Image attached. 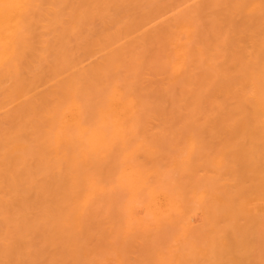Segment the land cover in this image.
<instances>
[{
  "label": "bare ground",
  "instance_id": "bare-ground-1",
  "mask_svg": "<svg viewBox=\"0 0 264 264\" xmlns=\"http://www.w3.org/2000/svg\"><path fill=\"white\" fill-rule=\"evenodd\" d=\"M151 129L154 132L157 129L156 132L158 133L156 134L155 132L156 138H154L155 136ZM186 129L189 132V134L187 132L189 139H187L185 133ZM203 129L209 130L207 132H210L211 135L210 133L206 134V130ZM240 129H244L241 131L242 134ZM146 130H149L150 132H147L151 134L147 133ZM159 130H163V132ZM200 130H203L207 137L209 135V137H212V130L217 132V134L214 132L216 135L222 131V135L221 133L219 135L222 140L215 139L214 136L216 135H214L216 142L209 145L211 140L208 137L210 141H207V143L209 142L208 145L210 147L207 145L203 148L205 145L201 147L200 143L202 144L206 141L200 142V139H202L200 136L202 134L205 136V134ZM234 130L240 133L236 134ZM191 132H193V135ZM180 133L181 135L185 133V137L179 138ZM195 133L197 135H199L198 133L201 134L198 136V138L200 137L199 143L198 139H195L197 138V135H194ZM150 135L156 140L161 137L160 141L163 140V144H159L158 140L156 142L160 146H157V143L151 137L152 141H149ZM165 135L168 138L170 136L173 141H171L172 144ZM173 135L174 137L171 138ZM227 135L228 137H231V135L232 137H237L239 135V139L241 137L243 140H246L247 137L245 136H250V140L261 142V148L264 152V0H0V264H106V259L109 258L108 253L110 254V252H103V247H107V245L103 246L106 244L103 240V228L107 229L108 227H105V222L103 223V209L107 206L105 210L114 211L110 210L112 207L107 204L104 205V201L110 199L106 196V193L111 191L108 188L109 181L110 185L113 184L111 185L113 190L110 193L114 197L111 199L113 204H118V201L121 200L125 201L123 200L124 198H117V195L121 194L120 196H123V187H128V190L124 191H130L131 193H129L132 195L133 200L139 202L137 203L138 205L141 203L142 206L146 207V213H142L143 216H140V212L135 211L137 209L134 211L139 217L133 214V220L141 224L140 227L143 226L141 229L145 231L144 229L148 230L153 223L152 227L156 226L155 229L164 226L167 213L163 216L165 221L161 215L164 224H162L163 222H158L159 224L156 222L155 225L154 221H157L158 217H160L159 215L162 213L160 210L163 211V208H165L164 211L167 212L165 206L169 208L174 206L172 203L171 207L166 205L168 203L166 201L174 198L175 201H179L181 204L184 203V205L193 203L197 196L194 190L197 189L199 183H202L201 179L206 176V179L210 178V181L215 176L212 179L213 181L211 180L210 182L218 183L215 186L216 190H214L217 192L218 198L221 201L223 200L221 204L224 207L217 210L216 207L218 208V206H216L214 211H217L216 213H218L217 215L220 218L219 214L221 213L219 211L226 207V211L222 210L223 219L226 220L229 216H227L229 212L228 206H232L234 203L232 202L233 199L237 200L238 198V196L233 198L235 196L234 191L235 193L237 192L233 187L237 184L238 187L244 190L238 189L242 194L248 190L250 191L247 192L248 194L246 193L247 196L250 194L252 196L255 193L256 195L260 193V196H262L264 192L261 190V194V191L256 190L258 186H255L258 183H253L258 179V181L263 183V168H261V171L258 170L257 166H254L257 171H260L257 172L254 169L252 171L251 168L253 166L248 165L250 171L247 168L248 166L245 167L242 161L249 174L247 169H240V171L238 170L239 166H237L239 161L236 163L237 165L233 163V160L236 162L238 160L237 158L234 159V157L231 161L234 165L230 163V166L232 169L236 165L238 171L234 168V170L230 169V166L227 165L229 164L227 158L217 162L223 163V167H227V169L224 167V170H229L228 172L232 177L234 176L233 179L235 181L238 177L241 180L238 179V182L232 180L235 185L230 182L226 185L223 181L224 179H218L223 177L219 173L220 170L218 172L215 169L222 165H218L219 167L216 166L215 168V165L211 166L213 163H210V159L215 162L217 158L215 157V159L213 154L218 152L221 154L222 151L220 149L224 152L225 146L229 142V147H232V149L227 146L225 151L229 152L232 150L230 152L232 153L231 156H233V147L239 141L235 137L237 140L233 141L235 142L234 144L230 138L227 139ZM191 138L197 144L189 142L193 140ZM120 139L123 140L121 141ZM126 139L127 143L125 142L124 144L123 141H126ZM146 139L154 144L147 143ZM128 140L134 142L135 146L134 143L129 144ZM140 140L143 144L141 148L144 149L141 150L142 153L138 152V154L140 153L139 155L143 156L144 160H142L141 156H137L138 154L136 155V151L134 153L136 158L132 155L131 147L134 146L136 148L140 144L138 142ZM183 140V147L181 143L179 144H181V149L186 155L179 149L180 145H178V141L181 142ZM243 140L239 142L245 143V148H243L244 145L237 146L238 143L236 145L237 148L234 149L235 156L239 159L242 158L245 162L247 160L245 164L253 160L254 165H257L255 161L257 160L260 163L264 157L260 161V158L256 157L255 154L252 156V153H250V157L248 154L252 147L251 144L256 143L251 140L248 146L246 145L247 142H242ZM117 141L130 151L126 152L121 149L118 150L120 153H117L112 150L114 143L118 144ZM175 141L176 143H174ZM187 141L189 145L194 143L196 146L193 145L192 148V146L185 145ZM164 143H167L166 146ZM168 143L171 144V147L175 146H173V143L179 146H177V150L180 151H176L178 153L176 154L180 155L178 160H182L180 161L181 163L177 160L179 164H176V162H173V165L171 164L178 157L176 158V155L171 156L173 153L171 152V147L167 148ZM147 145L154 148L160 147L158 148L160 151L151 150L153 148L150 149ZM212 146L213 148L219 146L220 149L218 147V151L215 150L214 153H211L208 150L206 153V148H211ZM164 147L169 150L163 151L161 148ZM199 147L201 148L199 149ZM249 147L250 150L248 149ZM253 147L255 148V146ZM114 148L116 149V147ZM145 148H148L150 153ZM174 148L172 149L173 152L176 150ZM184 148L186 149L184 150ZM187 148L190 150L188 156ZM239 148L248 149L249 151L247 150L246 154L244 150L245 153ZM258 148L255 149L258 150ZM197 149L202 150L201 155L204 153L203 155L206 156V163L203 161L197 162L198 159L195 155L198 153ZM237 149L243 152H241L242 154L240 153L242 157ZM192 151L194 156L191 153ZM143 152L152 155L147 156ZM169 152L172 154H169ZM256 152L254 151V153ZM127 153H129V156H127ZM181 155L183 158H181ZM244 155L248 158L246 159ZM133 156L135 161L141 157L139 159L140 162H137L139 164L134 163ZM192 157L196 158V160L194 159L196 162L194 163L192 160L193 163H190H197L192 171L196 170L195 168L197 167H202L200 171H206L207 173L204 172L205 175L198 172L195 176L193 173L188 172L186 163ZM208 157L210 158L209 163ZM252 157L257 159L250 161ZM187 158L190 160H187ZM105 159H107V162ZM131 162L135 165H132L133 163ZM217 162L215 164H218ZM262 162L264 163V160ZM174 163L180 166L177 167ZM201 163L202 165H200ZM181 164H185L186 172L192 175H189L186 179L188 180L189 178L190 180L188 181L190 183L196 180L195 185L190 187L189 183L182 177L181 172H179L180 174L177 172L178 175H176V170L182 169ZM206 164H211L208 166L210 167L208 170H206ZM167 165L169 166L167 167ZM170 166L176 168L174 173L169 170H173ZM184 167L182 171H185ZM210 169L216 174H211L212 171ZM230 170L234 171V173H231ZM112 172L114 175H112ZM237 172L240 176H238ZM250 172H253L252 175L259 178L257 180H255V177L252 178V175L249 176ZM243 177L246 179L250 177L249 182L247 180V182L242 184ZM110 178L114 180L111 181L112 179L110 180ZM120 179L128 183L120 190L123 194L118 190L120 183L117 184L115 182V180L121 182ZM197 179H199L198 185ZM261 182L259 183L262 184ZM121 183L124 184L123 181ZM222 184L226 185V188ZM199 186L198 188L202 187L204 189L201 188L199 191L208 189V187L205 188L206 186L203 187L204 183ZM193 187L196 189L193 190ZM199 191L197 190V192ZM205 192V197L199 198L202 203L203 199H206L204 201H207V203L202 204L198 201L199 207L202 204L200 210L203 209L205 204H210L214 196V193H212L213 196L211 195V198L207 199L209 195L207 192L209 193V191ZM129 193L127 192V194ZM199 193H197L198 196L200 195ZM247 196H245V199L241 197V200L252 203L250 199L247 200ZM161 197L166 200L165 205L161 203L164 207L160 206V204L157 206L158 202H164L161 201ZM115 198L116 200H114ZM209 199L211 200L209 201ZM258 199L264 200V196ZM133 200L129 199L131 203L128 206L126 201L123 202L126 205H123V203L118 205L129 207L135 204ZM190 200L192 202H188ZM238 201L240 199L236 202L239 203ZM106 202L109 203V201ZM197 204L195 203L196 207H198ZM212 204H214L213 206L216 205L215 202ZM217 204L220 205L219 202ZM258 204L260 205V203ZM211 205H207L206 207L209 209L207 208V210L203 211L212 212L213 208H210ZM257 205L256 210L258 211L260 207H257ZM159 206L162 209L158 208ZM133 208H136V206ZM126 209L129 210L128 208ZM130 209L132 208L130 207ZM210 209L212 211H208ZM247 209L252 210L253 207L249 206ZM235 210L238 211V209ZM261 210L264 212L262 207ZM243 211L246 210L244 209ZM243 211V215L246 214ZM262 211L258 212H260L261 216H264ZM254 212L253 216L255 215L258 221H255V216L253 217L255 222L251 220V216H248L247 219L250 218L249 220L253 223H259L260 226L253 225L258 227V230L261 228L260 232L263 233L264 227L262 225L264 223L261 221L264 218L260 216L261 220L259 214L256 211ZM172 213L174 214V211ZM112 215L110 213V216ZM116 215L111 218L115 220L116 224L117 220H120L118 223L124 225L123 218L120 219L118 217V212ZM171 215H168V217H171ZM130 217L132 216L130 215ZM219 218L217 220L220 222ZM234 218L238 220L237 216ZM234 218L232 219L234 220ZM168 220L171 222L170 219ZM124 222H126L125 218ZM135 222L133 223L135 224ZM113 223L112 221L108 223V225L111 224V230L110 227L108 230H117L114 229ZM191 223L193 222L185 219L182 225L185 228H190L192 227ZM202 224L200 225L202 228L205 226L212 231L211 227L206 226L204 223ZM208 224L210 226L212 223ZM149 225L151 226L148 228ZM246 225L248 224L246 223ZM227 226L226 228L231 229L232 233H228L233 234V241L227 235L226 237L221 236V233L225 235V228L216 229L215 234L209 239L201 235L203 239H206L204 240L205 242H202L204 244V247L201 245L202 250L208 252L209 254H207L217 264H223L221 262L227 261H229V264H233L228 256H237V253H239L240 256H237V258L241 257L242 253L245 254L250 248L248 246L251 240L248 239L250 240H247L248 244L245 242L248 245L247 249L245 246L240 251L241 248L237 245L243 237L237 240V234L240 235L242 230L238 228L240 231L235 233L236 226L234 227L235 230L230 228L232 225L230 227L229 225ZM239 226L242 227L241 225ZM245 226L243 225L244 228H246ZM137 227L139 226L137 225ZM171 227L173 226L171 225ZM214 227L219 226L217 224ZM185 228H182V230ZM244 228L241 235L250 234L249 232L246 233L245 231L247 230L245 229L244 231ZM221 229L225 233L221 232ZM179 230L181 229H178V232H180ZM123 231L120 230V233ZM126 231L124 233H127ZM135 231L140 233L139 230L135 229ZM200 231L204 232L205 235L206 231L203 229H200ZM130 232L132 230H129ZM147 232V234L150 233V231ZM244 232L245 234H243ZM129 233L126 235L129 236ZM143 233L144 235L142 233L134 234V232L130 234L136 235V238H139V236L142 238L146 232ZM153 235H151L152 238ZM178 235L181 236V234ZM194 235L197 238L198 234L197 236L196 234ZM107 236L111 239L113 238L111 233H107ZM253 236L251 238H256L255 235ZM116 238H119V236ZM222 238H228L235 243L230 247L232 244L230 242L227 243V239L224 243ZM114 240H112L114 243L117 241L119 244L128 241L127 239L123 242L121 238H119L120 241L115 238ZM189 240L188 243H186L187 241L183 243L188 245L191 253L195 252L197 247L199 248L200 241L198 242L196 239L195 241L192 238ZM243 240L246 241L245 239ZM256 240L258 242L259 238ZM168 241L172 246L177 244V242L172 244L170 240ZM244 241L242 242L244 243ZM111 242L109 240L107 244L109 245ZM162 242L156 243L155 240V243L154 241L150 242L149 245L147 243L149 253L151 255L154 253L155 256L147 257V251L143 252V256L146 254V256L141 257L143 264L146 263L144 262L146 257L150 263L155 257L157 264H179L177 263L178 261L171 262L172 256L175 258L178 253L177 255L182 258L185 255L182 252H178L176 246L175 248L174 246L169 247V245L164 248V245H160ZM226 243L231 245L228 247V245H225ZM143 244L145 243L143 242ZM197 244L199 245L197 246ZM258 244L260 247H264L263 243L258 242ZM253 245L256 246V244H252L250 249L258 250L257 247H254V249ZM109 247L106 249H109ZM113 247L115 250V246ZM113 247L111 248L112 250ZM124 247L127 250L129 249L124 244H122V248L121 245L116 246V248L123 249L126 252ZM131 248L133 249L132 246ZM184 249L186 251V248ZM115 251L117 252H115L116 254L114 253L112 259L117 264L118 260L114 257L118 259L119 257L116 255L118 253L119 256L120 253L118 250ZM106 252L108 253L106 254ZM164 252H166V258L163 257ZM103 254L108 257L104 256L103 258ZM248 254L247 256H249ZM263 254L262 252L260 255L263 256ZM255 255L253 254L254 257ZM120 256H124V254ZM261 257L259 256L258 258L260 261L263 260L261 261V264H263L264 259L263 257L261 259ZM150 258L153 259L150 260ZM212 258L210 259L212 260ZM127 259L129 260V258ZM247 259L245 260L248 261L249 259ZM123 260L126 261V258ZM145 260L147 261V259ZM191 260L195 264V260ZM235 260L233 261L235 262ZM252 261L249 264H252ZM240 262L242 260L238 261V263ZM197 264H199V261H197Z\"/></svg>",
  "mask_w": 264,
  "mask_h": 264
},
{
  "label": "rangeland",
  "instance_id": "rangeland-1",
  "mask_svg": "<svg viewBox=\"0 0 264 264\" xmlns=\"http://www.w3.org/2000/svg\"><path fill=\"white\" fill-rule=\"evenodd\" d=\"M198 129H200V128H198ZM151 130H152V129H151ZM163 130H164V129H163ZM163 130H162V131L159 130V131H160V132H163ZM169 130H170V129H169ZM171 130H172V129H171ZM173 130H174V129H173ZM184 130H185V129H184ZM186 130H187V129H186ZM192 130H193V129H192ZM203 130H206V129H203ZM203 130H200V131H202V133H204ZM238 130H239V129H238ZM242 130H244V129H240V132H241ZM245 130L248 132L247 129H245ZM147 131H149V130H146V132H147ZM156 131H157V129L155 130V132H156ZM164 131H166V130H164ZM175 131H176V130H175ZM179 131H180V130H179ZM179 131H177V132H179ZM189 131H191V129H189ZM193 131H195V130H193ZM198 131H199V130H198ZM207 131H209V130H206V131H205L206 134H209L210 132H207ZM210 131H211V129H210ZM216 131H218V130L216 129ZM216 131H215V130H214V131L212 130V132H213L212 137H209V136L211 135V133H210V135L208 136L209 139H210L211 141H212V138H213V141H214L215 139L222 140V139H220V137H219L220 133H221V135H222V131L219 130L220 132H219L218 135H216V134H217ZM225 131H227V130H225ZM234 131H235V130H234ZM246 131H245V132L243 131V132H244V133H247ZM146 132H145V133H146ZM149 132H150V131H149ZM149 132H147V133H149ZM155 132L152 130V133L154 134V136H155ZM187 132H188V130L185 132V133H186V136L189 134V132H188V134H187ZM196 132H197V131H196ZM214 132H216V134H214ZM235 132H236V131H235ZM240 132H236V134H238V133H240ZM145 133H144V134H145ZM157 133H158V132H156V134H157ZM164 133H165V132H164ZM164 133H162V134H164ZM172 133H174V132H172ZM175 133H176V132H175ZM185 133H184V135H181V133H180L179 138L182 137V136L185 137ZM191 133H192V135H193V132H191ZM191 133H190V135H191ZM200 133H201V132H200ZM200 133H198L199 135H197L196 133L194 134L195 136L197 135V138H195V139H196V140L198 139V143H199V138H200V137L202 138V139H200V142L203 141V140H205L206 142H204V141H203V142L206 143V144H204V143L201 144V143H200L201 147H202V145H203V146L205 145V146L203 147V148H205V147L208 145V143H209V142L207 143V141H210V140H208V137L206 136L205 133H204V134H205L206 137H205L202 133H201L202 136H200V135H201ZM149 134H151V133H149ZM149 134H147V135H149ZM166 134H167V132H166ZM169 134H170V133H169ZM177 134H179V133H177ZM182 134H183V133H182ZM241 134H242V132H241ZM159 135H160V134H159ZM174 135H175V134H174ZM174 135H173L171 138H173ZM214 135L218 136V138H216V136H214ZM151 136H152V135H150L149 138H150ZM156 136H157V135H156ZM156 136H155L154 138H156ZM160 136H161V135H160ZM160 136H159V137H160ZM165 136H166V135H165ZM176 136H177V135H176ZM198 136H200V137L198 138ZM213 136L215 137V139H214ZM139 137H141V136H139ZM161 137H162V136H161ZM161 137H160V139H161ZM166 137H167V136H166ZM190 137H192V136H190ZM226 137H228V135H227ZM235 137H236V136H235ZM235 137H234V136L232 137V135H231V137H228L227 139L230 138L232 142L235 141L236 138L239 139V135H238L236 138H235ZM245 137H247V138H246L247 141L241 139V137H240L239 141L243 140L242 142H244V141L247 142L246 145H248V143H249V145H250V141H251L252 139L250 140V138H249L250 136H245ZM253 137H255V136H253ZM129 138H130V137H129ZM129 138H128V139H129ZM137 138H138V137H137ZM141 138H142V137H141ZM141 138H139V139H141ZM143 138H144V137H143ZM145 138H146V134H145ZM149 138H148V139H149ZM151 138H153V137H151ZM151 138H150L149 141H152ZM154 138H153V140H155V143H157V146H160L159 144H163V142H162L163 140L160 141V139H158L159 142H160V143L158 144V142H156V141H158V140H156V139H154ZM177 138H178V136H177ZM204 138H205V139H204ZM206 138H207V139H206ZM221 138H222V136H221ZM223 138H224V137H223ZM124 139H125V138H124ZM164 139H165V137H164ZM167 139L170 140V142L172 141V140L170 139V136H169V138L167 137ZM167 139H166V140H167ZM181 139H183V138H181ZM181 139H179V140H181ZM187 139H189L188 136H187ZM191 139H193V138H191ZM225 139H226V138H225ZM244 139H245V138H244ZM248 139H249V140H248ZM256 139H257V138H256ZM117 140H118V139H117ZM120 140H121V139H120ZM120 140H119V142H120ZM122 140H123V139H122ZM122 140H121V141H122ZM129 140H130V139H129ZM129 140H128L129 144H130V143H131V144L134 143V142L129 141ZM134 140H135V139H134ZM141 140H142V139H141ZM141 140L138 141V142L140 143L139 145L136 144V145H137L136 148L134 147V146H135V143H134V146L131 147L132 152H133L132 155H134L135 151H136V155L138 154V152H141V153H142L141 150H143L144 148H143V149L141 148V147L143 146ZM166 140H164V141H166ZM174 140H175V139H174ZM184 140H186V139H184ZM184 140L181 141V142L178 141V145H180V148H179V149H181V148L183 147ZM236 140H237V139H236ZM149 141L146 139V142H147V143H151V144L153 143V142H149ZM188 141H189V140H188ZM188 141L186 142L187 144H185V145H189ZM211 141H210V144H209V145H211V144H215V142H216V140L214 141V143H213V141H212V143H211ZM223 141H224V140H223ZM223 141H222V142H223ZM239 141H237V144H238V143H239V144H238V145L236 144V145H237V146H240V145L242 146V145H244L243 148H245V143H241V142H239ZM252 141H253V140H252ZM255 141H256V140H255ZM255 141H253V142L256 143V144H253V145L251 144L252 147L250 146V147H251V150H252V148H254L253 146H255V148H258V147H260V148H258V150L254 148L255 150L253 149V150H252L253 152H252V151L250 150V147H249L248 149H249L250 151L247 149V150L249 151V154H248V155L250 156V155H251L250 153H252V156L255 154L256 157L260 158V159H259V161H260V160L264 157V152H263V149L261 148V147H262L261 142H259V143H260V144H259L257 141H256V142H255ZM258 141H259V140H258ZM117 142H118V141H117ZM119 142H118V144H115L116 142L114 143L113 147H116V149H115V148L113 149V147H112V150L116 151L117 153H120L118 150H121V149H124L126 152H129V151H130L126 146H122L123 144H122V143H119ZM123 142H124V144H125V142L127 143V139H126V141H123ZM138 142H137V143H138ZM143 142H144V141H143ZM146 142H145V143H146ZM167 142H168V141H167ZM172 142H173V141H172ZM172 142H171V144H172ZM189 142H195V141H194V139H193V140H191V141H189ZM217 142H218V141H217ZM219 142H220V141H219ZM224 142H225V141H224ZM174 143H176V141H175ZM174 143H173V146L175 145L174 147H177L178 145H176V144H174ZM179 143L182 144V147H181V144H179ZM195 143L197 144V142H195ZM227 143H228V142H227ZM227 143H225V144H227ZM233 143L235 144V142H233ZM141 144H142V145H141ZM153 144H154V143H153ZM164 144H165V143H164ZM166 144H167V143H166ZM166 144H165V146H166ZM168 144H169V143H168ZM171 144H169L167 148L171 147V146H170ZM185 145H184V147H185ZM193 145H195V144L192 143V144H190L189 146H192V148H193ZM209 145H208V146H209ZM219 145H220V144H219ZM223 145H224V144H223ZM231 145H232V144H231ZM236 145H235V146L233 145V146H234V147H233L234 149L237 148ZM249 145H248V146H249ZM256 145H257L258 147H257ZM152 146H153V145H152ZM155 146H156V144H155ZM161 146H162V145H161ZM195 146H196V145H195ZM195 146H194V147H195ZM227 146H228V148H230V147H229V146H230V142H229V144H228ZM227 146H225V147L227 148ZM128 147H129V145H128ZM147 147H149V145H147ZM174 147H171V148H170V149H171V152L173 153V155H171V156H175V155H176V158H177V157H178V158L175 159V160L173 159L174 161L170 160V161H172V163H171L172 165H173V162H176V164H177L178 161H179L178 159L180 158V155H179V156L177 155V154H178L177 152L180 151V150H177L179 146H178L177 148H174ZM186 147H187V146H186ZM197 147H198V146H197ZM201 147H199V149H200ZM209 147H210V146H209ZM209 147L206 148V153L208 152V150H209V152L214 153L215 150H217V148H218L219 146L216 147V148H213V146H212L211 148H209ZM214 147H215V145H214ZM220 147H221V145H220ZM220 147H219V149H220ZM117 148H118V149H117ZM149 148H150V149L153 148V149H151V150H154V149L158 150V148H160V147H155V148H154V147H149ZM167 148L164 147V148H161V149H163V151L169 150V149H167ZM173 148H174V150L176 149L175 152H173V150H172ZM188 148H191V147H188ZM188 148H187V149H188ZM192 148H191V150H193ZM221 148H222V147H221ZM223 148H224V146H223ZM226 148H225V149H226ZM241 148H242V147H241ZM246 148H247V147H246ZM138 149H139V150H138ZM145 149H146V148H145ZM164 149H165V150H164ZM185 149H186V148H184V150H185ZM199 149H197L198 153L195 154V155H196V158L198 159L197 162L199 163V162L203 161V162L206 163V162H207V160H205L206 156L203 155V154H204V153H203L202 155L205 156V157L203 158V156L201 155V151H202V150H199ZM225 149H224V152H223L222 149H220V151H222L221 154H220L219 152H218L219 154H218V153H214V154H213V155H214V158H215V157L217 158V160H215V162H213L214 160H212V159H210V158L208 157V163H209V159H210V163H213L212 165H211V164H209V165H211V166L215 165V168H216V166H218V165L221 166V165L223 164V163H218V162H217L218 160H222V159H224V158H227L228 161H227V159H225V160L229 163V164L226 163V164L229 165V166H230L231 164H233V163L236 164V163H238V161H239L238 165L236 164L237 166L240 167V168L238 167V170H240V169H244V170H246L247 168L249 169V166H251V167L253 166V168L250 167V168L252 169V171H253V169H254L255 171H257V168L255 169V167H254V166H257V167H258V170H261V168H263L262 170L264 171V163L262 162L264 159L259 163V162H257V160H256L257 158H256V157H255L256 159H254V157H252V158L250 159V161H251L252 159H254V161L256 160L255 163H257V165H254L253 160H252L250 163L245 164V163L247 162V160H246V162H245L244 160H242V158L239 159L238 157H236V156H235L236 154H235V152H234V151H235L234 149H233V153H234L233 156H231L232 153L230 152V151H232V150H230V151L228 150L229 152H227V150L225 151ZM230 149H232V147H231ZM239 149H240V148H239ZM146 150H148V148H147ZM156 150H154V151H156ZM182 150H183V149H181V151H182ZM194 150H195V149H194ZM237 150H238V149H237ZM240 150H242V151L244 150L245 152L247 151V150H245V149H240ZM259 150H260V151H259ZM261 150H262V151H261ZM125 151H124V152H125ZM148 151H149V153H150V150H148ZM159 151H160V150H158V152H159ZM176 151H177V152H176ZM187 151H188V152H187V156H188L190 150L188 149ZM197 151H196V152H197ZM199 151H200V153H199ZM217 151H218V150H217ZM238 151H239V150H238ZM238 151H237V152H238ZM242 151H241V152H242ZM244 151H243V152H244ZM254 151H257V152L254 153ZM121 152H122V151H121ZM132 152H131V153H132ZM146 152H147V151H146ZM151 152H152V151H151ZM182 152H184V151H182ZM196 152H195V153H196ZM204 152H205V151H204ZM237 152H236V153H237ZM241 152L239 151L238 153L240 154ZM243 152H242V153H243ZM245 152H244V153H245ZM144 153H145V152H143V154H144ZM149 153H148V154L145 153V154H146L147 156H151L152 154L149 155ZM160 153H161V152H160ZM166 153H167V152H166ZM172 153L169 152V154H172ZM176 153H177V154H176ZM191 153H192V155L194 156V154H193L194 152L192 151ZM191 153H190V154H191ZM222 153H223V155H222ZM238 153H237V156H238ZM242 153H241V154H242ZM128 154H129V153H127V156H129ZM139 154H140V153H139ZM139 154H138L137 156H141V155H139ZM184 154L186 155L185 152H184ZM241 154H240V156L242 157ZM246 154H247V152H246ZM130 155H131V154H130ZM165 155H166V154H165ZM185 155H184V156H185ZM208 155H209V153H208ZM208 155H207V156H208ZM213 155H212V156H213ZM219 155H220V156H219ZM248 155H247V156H248ZM134 156H135V155H134ZM134 156L132 157L133 160L136 158V156H135V158H134ZM166 156H167V155H166ZM171 156H170V157H171ZM181 156H182V155H181ZM187 156H186V157H187ZM244 156H245V155H244ZM107 157H108V156H107ZM141 157L143 158L142 160H144V157H143V156H141ZM141 157H140V158H141ZM186 157H185V158H186ZM233 157H234V159H235V158L238 159V160L236 159L237 162L234 161V160H233V163L231 162L232 159H233ZM245 157H246V156H245ZM245 157H243V158H245ZM250 157H251V156H250ZM129 158H130V157H129ZM140 158H139V159H140ZM181 158H183V156H182ZM189 158H190V157H189ZM189 158H187V160H190ZM192 158H193V157H192ZM192 158H191L190 161H188V163H186V165H188V166H187V168H188V172H189V173H193L195 176L198 174V172H199V173H204V172H206V171H204V170H203V172L200 171L202 167H201V168H199V167L195 168V169L197 170V172H195L196 170L192 171L193 168H194V165L197 164V163H196V164H192V163H193L192 160H193V161H194V159L196 160V158H193V159H192ZM211 158H212V157H211ZM216 158H215V159H216ZM247 158H248V157H246V159H247ZM139 159H137L136 161L134 160V161H135L134 163L139 164V163H137V162L139 161ZM229 159H231V160H229ZM177 160H178V161H177ZM187 160L185 161V159H184L185 162H187ZM211 160H212V162H211ZM105 161L107 162V159H105ZM131 161H132V160H131ZM180 161H182V160H180ZM180 161H179V162H180ZM184 161H183V163H184ZM242 161H243L245 167L248 166V165H249V166H248L247 168H245L244 165L242 164ZM248 161H249V160H248ZM139 162H140V161H139ZM142 162L144 163V161H142ZM142 162H141V163H142ZM168 162H169V161H168ZM168 162H167V164H168ZM190 162H192V163H190ZM195 162H196V161H194V163H195ZM216 162H217L218 164H215ZM219 162H222V161H219ZM252 162H253V163H252ZM131 163H133V162H131ZM131 163H130V164H131ZM134 163H133L132 165H135ZM143 163H142V164H143ZM145 163H146V162H145ZM180 163H181V162H180ZM183 163H182V164H183ZM208 163H207V164H208ZM230 163H231V164H230ZM240 163H241V164H240ZM174 164H175V163H174ZM176 164H175V166H177V167L180 166V165L178 166V165H176ZM178 164H179V163H178ZM182 164H181V168L183 169V167L185 166V167H184V170H185V171H182V169H179V168H178L180 171H179V170H178V171L176 170V173H177V172H178V173L181 172L182 177L185 179V181H186L187 183H189L188 185L191 187V186H193V185L196 184V182H195L196 180L193 181L192 183H190V182L188 181V180H190V179H189V178H188V180L186 179V177H189V175H191V174H188V172H186V170H187L186 165H185V164L182 165ZM191 164H192V166H191ZM207 164H206V165H207ZM234 164H233V165H234ZM252 164H253V165H252ZM148 165H149V164H148ZM189 165H190V167H189ZM198 165H199V164H198ZM200 165H202V163H201ZM209 165H207V167H208ZM224 165H225V163H224ZM236 165H235V167H236ZM241 165H242V168H241ZM259 165H260V167H259ZM168 166H169V165H167V167H168ZM219 166H218V167H219ZM207 167H206V170H208V169L210 168V167H208V168H207ZM222 167H223V165H222L221 167H219L220 169H219V168H218V169H217V168L215 169V170H218V172H219V170H220L219 173H221L220 175H222V177H223V178L219 177L218 179H220V180H223V179H224L223 181H224V183H225L226 185H227V183H229V182H230V183H233V184L235 185V183L233 182V181H235V180L233 179L234 176L232 177V175H230V173L228 172L229 170H227V171L224 170V169H225L224 167H226V166H224L223 168H222ZM235 167H233V168H234L236 171H238V170H237V167H236V168H235ZM170 168H173V167L170 166ZM212 168H213V167H212ZM221 168H222V169H221ZM233 168H232V169H233ZM174 169H176V168L174 167L173 170H174ZM226 169H227V167H226ZM230 169H231V166H230ZM232 169H231V170H232ZM234 169H233V170H234ZM248 169H247V172H248ZM169 170H170L171 172H173V173L175 172V170H174V171H173L172 169H169ZM210 170H211V169H210ZM231 170H230V171H231ZM244 170H242V171L245 173ZM249 170H250V169H249ZM262 170H261V171H262ZM111 171H112V170H111ZM111 171H110V172H111ZM211 171H212L211 174H216V173H213V172H214L213 170H211ZM225 171H226V172H225ZM240 171H241V170H240ZM240 171H239V173H240ZM250 171H251V170H250ZM208 172H209V171H208ZM257 172H260V171H257ZM108 173H109V171H108ZM176 173H175V174H176ZM178 173H177L176 175H178ZM186 173H187V174H186ZM206 173H207V172H206ZM228 173H229V175H228ZM231 173H234V171H231ZM244 173H242V174H244ZM252 173H253V172H252ZM252 173L250 172V175H249V176H251ZM263 173H264V172H263ZM179 174H180V173H179ZM235 174H236V173H235ZM235 174H234V175H235ZM237 174H238V172H237ZM248 174H249V172H248ZM260 174H261V173H260ZM112 175H114L113 172H112ZM199 175H200V174H199ZM204 175H205V173H204ZM246 175H247V174H246ZM257 175H258V173H257ZM261 175H262V174H261ZM191 176H192V175H191ZM218 176H219V175H218ZM227 176H229V177H231V178H229V177H227ZM235 176H237V175H235ZM238 176H240V174H238ZM202 177H203V176H202ZM210 177H211V176H210ZM214 177H215V176H213L212 179H213ZM241 177H242V176H241ZM253 177H255V176L252 175V178H253ZM256 177H257V176H256ZM256 177H255V180H257V179L259 178V177H258V178H256ZM260 177H261V176H260ZM112 178H114V176H112ZM112 178H110V180H111ZM192 178H193V177H192ZM195 178H196V177H195ZM198 178H199V177H198ZM236 178H237V177H236ZM236 178H235V179H236ZM252 178H251V179H252ZM193 179H194V178H193ZM199 179H201V178H199ZM199 179H197V185H198V183H199ZM209 179H210V178H209ZM209 179H206V176H204V177L201 179V181H202V183H204V186H203V187L206 186L205 188L208 187V189H209L210 187H214V188H212L213 190L210 188L209 190L206 189L205 191H209V193L207 192V194H209L208 197H207V199H208V198H211L212 193H214V196H215V197L212 195L213 198H214V199L212 198V200H213V201L215 200V201H214L215 204H216L215 206H213L214 204L211 205V203H214V202H213L211 199H209V201L211 200L212 202L210 201V204H209V203H208V204H205L204 207H203V209L200 210V209L202 208L201 205L204 204L205 202L207 203V201H204V200H206V199H203V203H202V202H201L202 200H200V198H199V197L204 198L205 195H206V194H205L206 192L203 191L204 189H203L202 187H201V188H202L203 190L199 191V189H201V188H198V186L202 184V183H201V184L199 183V185L197 186V189L195 188L196 186L192 188L193 190L196 189V190H194V192L196 193L197 196H198L197 193H199V192L202 193V192H203V194L199 193L201 196L199 195L198 197H197V196L195 197L197 201H196V200H194V201H196V202L193 201V199H195V198H193V199H192L193 203H187V202H186L187 204L184 205V203L181 204V202H179V201H175L174 198H170V201H166L165 199H163V198L161 197V198H160L161 201H164V202H160V203L158 202V203H157V206H158V204H160V206H161L162 204H164V203L166 204V202H168L166 205H169V206L171 207V205L174 204V206H172V207H175L176 209H175V208H172V207L169 208L168 206H165L167 212L164 211L165 208H163V211H164V212H163L162 210H160L162 213H160V215H159L160 217H158V220H159V221H158V220H157V221H154V222H155V225H156V222H157V224H159L158 222H163L162 219H163V220L165 219V218L163 217V216H165V213H167L168 215L172 214V215H171L172 218H171V217H168V215L166 214L167 217H166L165 220H166L167 224H166V222H165V224H164V222L162 223V224H164L165 227H164V226H163V227L161 226V228L158 227V229H155L156 226H155V227H152V226L154 225V223H153L152 226H151V225L148 226V228L151 226L148 230H147V229H144L145 231H143V229H141V228H143V226L140 227L141 224H138V223H136V222L133 220V217L137 215L136 212H140V213H141L140 216H143V214L146 213V211H145V210H146V209H145L146 207L142 206L141 203L138 205L137 203H139V202L133 200L132 195L130 194V193H131L130 191H124V190H128V187H127V188H126V187H123V186L128 185V183H126V181H124L123 179H120V181H121V182L123 181L125 185L122 184L121 182L115 180V182H116L117 184L120 183V185H119V189H118L119 192H121L120 190H121L122 187L124 188L123 191H122L124 194L121 192V193L123 194V196H120V195H121V194H120V195H117V198H118V197H120V198H122V199L124 198L123 200H125V201L127 202V203H126L127 206H128L129 203H131V202L129 201V199H132V200L134 201V203L136 204V205L134 204V205H132V206H133V207L136 206V208H133L131 205H130L129 207H127V206H123V205H126L125 203H123V202H125V201H122V200H121V201H118V199H117V201L119 202L118 204H122V203H123V205H118V204L116 203L117 201L114 202V203H116V204H113V203L111 202V199L114 198V197L111 196V194H110L111 191L113 190V189L111 188V185H113V184L110 185V184H109L110 181H109V182H108V185H109L108 188H109L111 191L107 192V193H106V196H107V198L109 197L110 199H107V200H106V201H109V203H107L106 201H104V205L107 204L109 207H112V208H113V209L110 208V210H114V211H107V210H105V209L107 208V206H106V208H105V206H104L105 209H103V215H104V216H103V223L105 222V223H104V224L106 225L105 227H107V226H108V227H107V229H104V228H103V232H104V233H103V240H104L105 243H106V244H104V241H103V244H104L103 246L107 245L106 248H108V246H110L109 249H111L113 246H115V250H118L119 253H120V255H123V254H124V256H120V255L118 256V253H117L116 256L120 258V261H119V258L117 259L116 257H114L116 260H118V261H117V262H118L117 264H123V263H124V264H143V262H142L143 259H142L141 257L146 256L147 253H148L147 257L154 255V253H152V255H151V253H149L150 251H149V249H148V248H149L148 245H149L150 242L154 241V243H155V240H156V243H159V242H162V241H163L162 243H160V245H162V246L164 245L163 247H164V248H165V247L167 248L169 245H170L169 247L172 246L171 244L168 243V242H169L168 240H170V243H172V244H175V242H177V244L179 243L178 245L176 244V245H173V246H174V247L176 246V247L178 248V249H177L178 252H182V253L185 255V256L182 257V258L179 257V256L177 255L178 253L176 254V257H175V258H174V256H172V258H171V262H172V263L175 262V261H176V262L178 261L177 263H179V264H182V262H183V264H187V263H188V264H189V263H190V264H194V263H193V260H191V259H194V260H195V264H197V261H199V264H210V263L212 264V262H213V264H214V263L217 264L215 261H213V258L210 257V256L208 255V254H209L208 252L202 250V249H203L202 246L204 247V244H203L202 242H203L204 240H206V239H203V237H206V238L208 237V239H209L210 237H212V236L215 234V230H216V229L225 228L224 230L226 231L227 234L225 233L224 230L221 229V230H222L221 232H224V233H225V235H222L223 233H221V236H225V237H226V235H227V236L230 238V240L233 241V237H232L233 234H230V233H232V232H231V229L229 230V228H226V226L229 225V227H230V225H232V227H230V228H232L233 230H235L234 227L236 226V227H237L236 230H235V233H236L237 231L239 232L240 230H242L241 232H243V228H244L243 225L245 226V224L247 223L249 226L246 225V226H245L246 228H244V231H245V229H246L247 231H245V232H246V233L249 232L250 234L247 233L245 236H244V235L242 236V235H241V232H240V235H241V236H240L239 234H237V236H238V237L236 236V237L238 238L237 240H240L241 237H243V239L246 240V241H244V240L241 238V240L238 242L239 244H238L237 246H239V248H241L240 251L242 250V247H245V246H246V249H247V246H248V245H246V243H247V240L250 239L251 241L248 240V241H250L248 247L252 248V244H256V246L253 245V248H254V247H255V248L257 247L259 251H258L257 249H255V248H254L255 250L249 248V249L247 250V251H248V252H247L246 249H245V251H246L247 254H248L249 252H251V253L248 254L249 256H247L246 253H245V254L242 253V252L244 251V249H243V251L241 252V253H242L241 257H238V258H237V256H240L239 253H237V254H238L237 256H236V255L228 256V257H229V260H231L230 262H232L233 264H246V263L249 264V262H251L252 260H253V261H252V264H253V262H255L254 264H257V263H258V264H261V261H263V260L260 261V259H259L258 257H259V256H260V257L262 256V255H260V254H262V252L264 253V247L262 246V244H261L262 247H260V245H259L260 243L258 244V242H261V243H263V245H264V241H263V240H264V239H263V236H264V235H262L264 232H263V233L260 232V231H261V228H260V230H258L259 228H258V227H254L255 225H253V224H256V225L260 226L259 223H253L252 221L249 220L250 218L247 219V217H248V216H249V217L251 216V220H253V217L255 216V215L253 216V214H255L254 211H256V213L259 214L260 212H258V211H262V210H261V207H262V209H264V207H263V206H264V200H263V199H258V198H262V196H264V192H263V194H262V191H264V187H263V186H264V184H263V183H264V179H263V177H262V179H263V183H262L261 181H258L259 179L257 180L258 182H257V181H256V182H253V181H254L253 179H252L253 181H251V182H253V183H255V184H257V183L259 184V185L257 184L255 187L258 186L256 190H259V192L262 190V191H261L262 196H260V193H259V192H258L259 194H257V195H256V193H255V194L252 193V194H254V195H256V196H260V197H256V196L254 197V195L251 196V194L247 196V194H248L247 192H248L249 190H248L247 192H244V194H242L241 191H238V189H241V190H242V188L238 187V184H237L235 187H233L234 190H236V191L240 194V195H239L237 192L235 193V191H234V195H235V196H234L233 198H235L236 196H238V198L240 199V201H243V202L238 201L239 203H237L236 201L239 200V199H238V198H237V200H236V199H233V201H232V202H234L233 205H232V206H228V207H229V209H228L229 212H228L227 216H228V215H229V216H228V218H227L226 220L223 219V214H222V213H223L222 210H224V211L227 210L226 207H225L224 209H221V211H219V213H221V214H219L220 218H219L218 215H217L218 213H216L217 211H216V210L214 211V208H215L216 206H218V208L216 207L217 210L220 209V208H222V207H224V206H222V204H221L223 200L221 201L220 198H218V196H217L218 194H217V192L215 191V190H216L215 186H217L216 184H218V183H217V182H216V183H215V182L211 183L210 181H211L212 179H211L210 181H209ZM215 179L217 180V178H215ZM228 179H229V180H228ZM238 179H240V178L238 177ZM238 179H237V180H238ZM245 179H246V178L243 177V179H242L243 182L241 181L242 184H244V182H247V180H248V182H249L250 177L247 178L246 180H245ZM113 180H114V179H112L111 181H113ZM232 180H233V181H232ZM237 180H236L235 182H238ZM240 180H241V179H240ZM240 180H239V181H240ZM212 181H213V180H212ZM225 181H226V182H225ZM231 181H232V182H231ZM219 182H220V181H219ZM221 182H222V181H221ZM251 182H250V183H251ZM259 182H261L263 185L260 184ZM116 183H115V184H116ZM214 183H215V184H214ZM222 183H223V182H222ZM250 183H248V185H250ZM117 184H116V185H117ZM121 184H122V185H121ZM219 184H220V183H219ZM251 184H252V183H251ZM255 184H254V185H255ZM222 185H223V184H222ZM226 185H225V186H226ZM228 185H229V184H228ZM231 185H232V184H231ZM254 185H252V186H254ZM120 186H121V187H120ZM225 186L223 185V187H225ZM239 186H240V185H239ZM241 186H242V185H241ZM246 186H247V183H246V185H245V187H244L245 189H246ZM117 187H118V185H117ZM199 187H200V186H199ZM228 187H229V186H228ZM228 187H227V188H228ZM237 187H238V188H237ZM129 188H130V187H129ZM225 188H226V187H225ZM214 189H215V190H214ZM254 189H255V188H254ZM254 189H253V190H254ZM116 190H117V189H116ZM197 190H198L199 192H197ZM250 190H251V189H250ZM253 190H252V192L255 191V190H254V191H253ZM242 191H244V190H242ZM125 192H126V193H125ZM127 192H128V193L130 192V193L127 194ZM240 192H241V193H240ZM249 192H250V191H249ZM115 193H116V191H115ZM210 193H211V194H210ZM246 193H247V194H246ZM116 194H117V193H116ZM112 195H113V192H112ZM130 195H131V196H130ZM245 196H247V200L250 199V201H251L252 203H255V204H252V203H250V202H248V201H246V200H241V197H243V198L245 199ZM219 197H221V196H219ZM105 198H106V197H105ZM125 198H126V199H125ZM222 198H223V197H222ZM222 198H221V199H222ZM243 198H242V199H243ZM256 198H257V199H256ZM162 199H163V200H162ZM114 200H116V198H115ZM119 200H120V199H119ZM171 200H172L173 202H172ZM219 200H220V201H219ZM158 201H160V200H158ZM165 201H166V202H165ZM192 201L190 200V201H188V202H192ZM198 201H200V202L202 203V204L200 205V207H199V205H198V204H199ZM209 201H208V202H209ZM244 201H246V202H244ZM218 202L220 203L221 206H220L219 204H217ZM161 203H162V204H161ZM169 203H170V204H169ZM171 203H172V204H171ZM195 203H196V204L198 203V204H197L198 207L195 206ZM247 203H250V204H247ZM257 203H260V205H261V203H263V204H262V206H260V205L258 204V205H259V206H258ZM165 204H164V205H165ZM239 204H240V205H239ZM183 205H184V206H183ZM207 205H211V206H212V207L210 206V208H213V209H212L213 211H212L211 209L208 210V211H212V212H210V213L208 212V213H207V211H205V212H206V213H205V212L203 211V210H207V208H208V207H206ZM238 205L240 206V208H238V207H239ZM241 205H243V206H241ZM256 205H257V207H260V209L258 208V211L256 210ZM157 206H155V207H157ZM160 206H159L158 208H161V209H162V207H164L163 205H162V207H160ZM182 206H183V207H182ZM219 206H220V207H219ZM249 206H252L253 209H255V210L252 211L253 209H252V210L247 209ZM121 207H122V208H121ZM123 207H124V209H123ZM130 207H131L133 210L130 209ZM152 207H153V206H152ZM167 207L169 208V211H168V208H167ZM195 207H196V208H195ZM228 207H227V208H228ZM254 207H255V208H254ZM118 208L120 209V211H118V210H119ZM126 208H128L129 210H127ZM141 208H142V209H141ZM178 208H179V210H178ZM184 208H185V209H184ZM205 208H206V209H205ZM243 208H244L246 211H243V210H244ZM116 209H117V212L119 213V216H118V217H120V219L123 218L122 221H123L124 225H123L122 223H121V224L118 223L120 220H117L118 222L116 221V222H117V224H116V223H115V220H114L113 218H111V217H115L114 215L117 214ZM125 209H126V210H125ZM135 209H137V210H135ZM170 209H173V210H171V211H172V212L174 211V214H175V215L170 211ZM183 209L186 210V211H184ZM208 209H209V208H208ZM234 209H238V211H237V210L234 211ZM241 209H243V210H241ZM121 210H122L123 212H122ZM124 210H125V211H124ZM130 210H132V211H130ZM134 210H135L136 212H135ZM187 210H188V211H187ZM192 210H193V211H192ZM247 210H248V211H247ZM249 210H250V211H249ZM129 211H130V212H129ZM133 211H134V212H133ZM191 211H192V212H191ZM200 211H201V213H200ZM242 211H243V212H246V214L243 215ZM124 212H125V213H124ZM126 212H127V213H126ZM131 212H132V213H131ZM169 212H170V214H169ZM202 212H203V213H202ZM250 212H251V213L253 212L252 215H251ZM108 213H109V214H108ZM110 213L113 214V215L110 216ZM114 213H115V214H114ZM121 213H124V214H121ZM130 213H131V214H130ZM140 213H139V214H140ZM142 213H143V214H142ZM176 213H177V214H176ZM186 213H188V214H186ZM189 213H190V214H189ZM248 213H250V214H248ZM262 213H263V215H264V212H263V211H262ZM262 213H261V214H262ZM125 214H126V215H125ZM133 214H135V215L133 216ZM209 214H210V215H209ZM230 214H231L232 216H231ZM124 215H125V217H124ZM130 215H131L132 217H130ZM145 215H146V214H145ZM161 215H162V219H161ZM176 215H177V216L179 215L180 217H179V216L177 217ZM191 215H192V216H191ZM204 215H206V216H204ZM212 215H213V216H212ZM234 215H235V216H234ZM238 215H239V216H238ZM182 216H183V217H182ZM184 216H185V218H184ZM203 216H204L205 218H204ZM208 216H209V217H208ZM216 216H217V217H216ZM230 216H231V217H230ZM236 216H237L238 220H237L236 218H234V217H236ZM260 216H261V215L259 214V218H260ZM137 217H139V215H137ZM144 217H145V216H144ZM181 217H182V218H181ZM186 217H187V218H186ZM206 217H208V218H206ZM212 217H213V219H212ZM261 217L264 218V216H261ZM116 218H117V215H116ZM124 218L126 219V222H124ZM129 218H130V219H129ZM131 218H132V219H131ZM192 218H193V219H192ZM210 218H211V219H210ZM217 218L220 219V222H221L222 226H224V227L221 226V224H220V222L217 220ZM221 218H222V220H221ZM232 218H234V220H233ZM240 218H241V220H239ZM259 218H258V219H259ZM167 219H170L171 222H169V220L167 221ZM185 219H188L190 222H193V223H191L192 227H190V228L188 227L191 231H190L188 228L183 227L182 222H183V220H185ZM194 219H195V220H194ZM206 219H208V220H206ZM256 219H257V217L255 216V221L257 222L258 220H256ZM260 219H261V218H260ZM260 219H259V220H260ZM108 220H109V222L112 221V222L115 223V225H114V223H113V226H115L114 229H117V230L114 231V230L112 229V231H110V230H111V226H110L111 224L108 225V223H109ZM131 220H132V221H131ZM160 220H161V221H160ZM165 220H164V221H165ZM210 220H211V221H210ZM212 220L215 221V222H213ZM224 220H225V221H224ZM236 220H237V221H236ZM242 220H243V221H242ZM247 220H248L250 223H252V225H250V223H249ZM261 220H262V219H261ZM122 221H121V222H122ZM180 221H182V222H180ZM209 221H210V222H209ZM231 221H232V222H231ZM241 221H242L243 223H242ZM246 221H247V222H246ZM253 221H254V220H253ZM255 221H254V222H255ZM131 222H132V223H131ZM133 222H135V224H134ZM196 222H198V223H196ZM201 222L204 223L206 226L211 227V228H212V231L209 230L210 228H207V227H205V226L202 228L203 224H202ZM207 222L210 223V224L212 223V224L209 226V224H208ZM217 222H218V223H217ZM223 222H224V223H223ZM261 222L264 223V220H262ZM180 223H181V225H180ZM195 223H196V224H195ZM199 223H200V224H199ZM227 223H228V224H227ZM230 223H231V224H230ZM104 224H103V225H104ZM169 224H170V226H169ZM197 224H198V228H197ZM201 224H202V226H200ZM213 224H215V225H213ZM217 224H218L219 227H214V226H217ZM219 224H220V225H219ZM137 225H138L139 227H137ZM160 225H161V224H160ZM160 225H157V226H160ZM171 225H172L173 227H171ZM225 225H226V226H225ZM239 225H241L242 227H240ZM261 225H262V223H261ZM168 226H169V229H168ZM179 226H180V227L182 226V227L180 228ZM195 226H196V227H195ZM220 226H221V227H220ZM238 226H239V227H238ZM262 226L264 227V224H263ZM262 226H261V227H262ZM109 227H110V230H108ZM227 227H228V226H227ZM247 227H248V228H247ZM122 228H124L125 230L122 229ZM137 228H140L141 230H140V229H137ZM170 228H173V229H170ZM177 228H178V229H181V230H179L180 232H178V229H177ZM182 228H185V229L182 230ZM199 228H200L201 230L203 229L204 231H206L205 235H204V232H201ZM238 228H240V230H239ZM254 228H255L256 230H258L259 232L256 231ZM257 228H258V229H257ZM135 229H136L137 231L139 230V232L142 233L143 235H144L143 232H146V234H147V233H148L147 231H150V233H152L151 235H153V233H155V231H156L157 234L155 233L156 235L154 234V235H153V238H152V236L150 235V233L147 234V236H146V234H145V236L141 235V236H143V237H142L143 239L140 238V236H139V238H136V237H137L136 235H131L133 232H134V234H140V233H137V232L135 231ZM154 229H155V231H154ZM160 229H161V231H160ZM167 229H168V230H167ZM176 229H177V230H176ZM197 229H198V230H197ZM226 229H227V230H226ZM118 230H119V231H118ZM120 230H121V231H123V230H124V231L128 230V231H126L127 233H129V230H130V231L132 230V232H130L131 234H130V233L128 234L130 237L127 236V235H126L127 233H124V231L120 233ZM157 230H158V231H157ZM185 230H186V231H185ZM213 230H214V231H213ZM228 230H229V231H228ZM254 230H255V231H254ZM262 230H263V229H262ZM106 231H107V233H109V234L111 233V234L113 235V236H112V237H113L112 239L108 237L109 235L107 236ZM113 231H114V232H113ZM116 231H118V232H116ZM166 231H167V232H166ZM168 231H169V232H168ZM172 231H175V232H172ZM176 231H177V232H176ZM193 231H194V232H193ZM171 232H172L173 234H172ZM196 232H197V233H196ZM228 232H230V233H228ZM238 232H237V233H238ZM245 232H244L243 234H245ZM257 232L260 233V234H258ZM167 233H169V234L167 235ZM175 233H176V235H175ZM184 233H185V235H184ZM193 233L196 234V236H197V234H198L197 238L194 237L195 235H194ZM202 233H203V234H202ZM207 233H208L209 236H208V235L206 236ZM160 234H161V235H160ZM171 234H172V235H171ZM178 234H181V236L178 235ZM191 234H193V235H192L193 237L190 236ZM157 235H158V237L156 238ZM170 235H171V237H170ZM177 235H178V236H177ZM186 235H187V236H186ZM188 235H189V236H188ZM201 235H203V237H201ZM249 235H250V237H249ZM253 235H255L256 238H253V237H254ZM118 236H119V238H121V240L123 239V240H122L123 242H124V240L126 241V240L128 239V241H126V242H124V243H121V244H119V242L116 241L119 245H121V248H122V244H124L126 247L129 248V249H128L129 251H128V250L125 249V247H124V250H126L127 253H126L125 251H123V249H121V250H122V251H121L119 248H116V246L118 247L119 245H118L116 242L114 243V242L112 241V240H114V238H115L116 240H119V238H116V237H118ZM120 236H122V237H120ZM135 236H136V237H135ZM148 236H149L150 238H149ZM172 236H174V237H173L174 239L172 238ZM175 236H176V238H175ZM179 236H180V238H179ZM184 236H186V237H188V238H186V237H184ZM239 236H240V237H239ZM247 236H248V238L246 239ZM251 236H253V237H252L253 240H252ZM107 237H108V239L110 240V242H111V241L113 242V244H112V242L110 243L111 245H110V244H109V245L107 244V243H109V240L106 239ZM146 237H147V238H146ZM177 237H178V238H177ZM257 237L259 238V241H258V242H257V240H256V239H258ZM145 238H146V240H145ZM155 238H156V239H155ZM183 238H185L186 240L183 239ZM191 238L194 239V240L196 239L198 242L200 241V242H199L200 245L197 244V246L199 245V248H200V249L197 247V249H196L197 251L195 250L196 253H195V252H192V253H191V252L189 251V249H188V245L186 244V243H188V242L190 241L189 239H191ZM199 238H200V240H199ZM223 238H224V237H223ZM223 238H222V241H223L224 243L226 242L225 240L227 239V241H228L227 243L230 242V243L232 244V245H231V244H227V243H226L225 245H226V246L228 245V247H229L230 245H231L230 247H232L233 244L235 243V242L230 241L228 238H225V239H223ZM260 238H262V239H260ZM150 239H151V240H150ZM158 239H159V240H158ZM166 239H167V240H166ZM132 240H133L134 242H133ZM149 240H150V242H148ZM183 240H184V241H183ZM196 240H195V241H196ZM260 240H261V241H260ZM114 241H115V240H114ZM119 241H120V240H119ZM145 241H146V242H145ZM166 241H167V242H166ZM181 241H182V242H181ZM186 241H187V242H186ZM191 241H193V240H191ZM242 241H244V243H243ZM127 242H129L131 245H130L129 243H127ZM143 242H144L145 244H143ZM183 242H186V243H183ZM204 242H205V241H204ZM245 242H246V243H245ZM132 243H133V244H132ZM135 243H136V244H135ZM147 243H148V245H147ZM167 243H168V244H167ZM251 243H252V244H251ZM114 244H115V245H114ZM138 244H139V245H138ZM140 244H141V245H140ZM244 244H245V245H244ZM247 244H248V243H247ZM250 244H251V245H250ZM112 245H113V246H112ZM137 245H138V247H140V246H141V247L138 249ZM201 245H202V246H201ZM131 246L133 247V249L131 248ZM134 246H135V248H134ZM146 246H148V247H146ZM173 246H172V247H173ZM186 246H187V247H186ZM200 246H201V247H200ZM237 246H236V248H237ZM176 247H175V248H176ZM106 248L103 247V252L108 251V252H110V254H111V256H110V254H109L108 252H106V254L108 253V256H109L108 259L105 258V259L107 260V263L109 262V264H111V263H112V264H116V263H114L115 260L113 261L112 258H113V256H114V253L117 252V251L114 250V247H113V250L111 249L112 251L109 250V249H106ZM145 248H146L147 250H146ZM183 248H186V251H185V249L183 250ZM260 248H261V249H260ZM104 249H105V250H104ZM135 250H136V251H135ZM140 250H141V251H140ZM198 250H199V251H198ZM256 250H257V251H256ZM145 251H147V252H146V254H144V256H143V252L145 253ZM164 251H165V250H164ZM201 251H202V253H201ZM238 251H239V250H238ZM238 251H237V252H238ZM252 251H253V252H252ZM260 251H261V253H260ZM132 252H133V255H135V256L132 255ZM205 252H206V254H205ZM122 253H123V254H122ZM134 253H135V254H134ZM138 253H139V255H138ZM200 253L202 254L203 257L200 256V255H201ZM207 253H208V254H207ZM115 254H116V253H115ZM141 254H142V256H141ZM192 254H193V255H192ZM195 254H196V256H194ZM253 254H254V255L256 254L255 257L253 256ZM257 254H258L259 256H258ZM129 255H131L132 257H131V256L129 257ZM165 255H166V252H164V255H163L164 258L167 257V255H166V256H165ZM250 255H251V256H250ZM104 256L106 257L107 255H104V254H103V258H104ZM108 256H107V257H108ZM154 256H155V255H154ZM206 256H207V257H206ZM235 256H236L237 259L235 258ZM245 256H246V257H245ZM256 256H257V257H256ZM147 257L145 258V259H147V261L144 259V262H146L145 264H157V263H156L157 260L155 259V257H153L154 259L152 258V259H153V261H151L152 263H150V261L148 260ZM185 257H186V258H185ZM262 257H263V259H264V254H263ZM262 257H261V259H262ZM124 258H126V261L123 260ZM127 258H129V260H128ZM130 258H131V259H130ZM134 258H136V259H134ZM187 258H188V259L191 258V259L188 260ZM206 258H207V259H206ZM210 258H212V260H211ZM234 258H235L236 260H235ZM247 258H248L249 260H251V261H249ZM255 258H257V259H255ZM141 259H142V260H141ZM152 259L150 258V260H152ZM182 259H183V261H181ZM245 259H247L248 261H246ZM258 259H259V260H258ZM121 260H123L124 262L121 261ZM131 260H132V262H131ZM136 260H137V261H136ZM172 260H173V261H172ZM201 260H202V261H201ZM207 260H208V261H207ZM233 260H235V262H234ZM239 260H240V261L242 260V262L238 263ZM254 260H255V261H254ZM112 261H113V262H112ZM133 261H134V262H133ZM138 261H139V262H138ZM148 261H149V262H148ZM185 261H186V262H185ZM188 261H189V262H188ZM190 261H191V262H190ZM259 261H260V262H259ZM103 262L106 263L105 260H103ZM121 262H122V263H121ZM140 262H142V263H140ZM184 262H185V263H184ZM208 262H209V263H208ZM228 262H229V261H227V262H221V263H223V264H226V263L229 264ZM243 262H245V263H243ZM107 263H106V264H107ZM173 264H174V263H173ZM218 264H219V263H218ZM250 264H251V263H250ZM263 264H264V263H263Z\"/></svg>",
  "mask_w": 264,
  "mask_h": 264
}]
</instances>
